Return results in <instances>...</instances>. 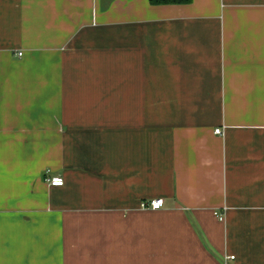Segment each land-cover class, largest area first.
<instances>
[{
  "label": "crops",
  "instance_id": "0c3cea01",
  "mask_svg": "<svg viewBox=\"0 0 264 264\" xmlns=\"http://www.w3.org/2000/svg\"><path fill=\"white\" fill-rule=\"evenodd\" d=\"M0 264H264V0H0Z\"/></svg>",
  "mask_w": 264,
  "mask_h": 264
},
{
  "label": "built area",
  "instance_id": "2783aa9c",
  "mask_svg": "<svg viewBox=\"0 0 264 264\" xmlns=\"http://www.w3.org/2000/svg\"><path fill=\"white\" fill-rule=\"evenodd\" d=\"M20 55V53H19ZM215 134L221 135L222 134V129H215L214 130ZM47 182L51 185V186H55V187H59L63 185V179L61 177H51L50 179H47ZM163 206V203L161 200L159 199H153V200H149V201H144L140 203V208L141 209H149V210H159L161 209ZM216 216L218 217L219 221H223V215L221 214H216ZM234 259V257H225V260H232Z\"/></svg>",
  "mask_w": 264,
  "mask_h": 264
},
{
  "label": "trees",
  "instance_id": "16d2710c",
  "mask_svg": "<svg viewBox=\"0 0 264 264\" xmlns=\"http://www.w3.org/2000/svg\"><path fill=\"white\" fill-rule=\"evenodd\" d=\"M151 5H185L192 0H148Z\"/></svg>",
  "mask_w": 264,
  "mask_h": 264
}]
</instances>
